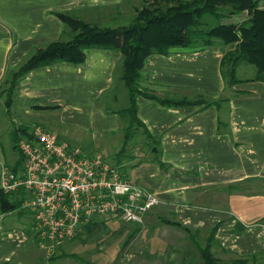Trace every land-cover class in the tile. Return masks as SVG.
I'll list each match as a JSON object with an SVG mask.
<instances>
[{
    "label": "crops",
    "instance_id": "obj_1",
    "mask_svg": "<svg viewBox=\"0 0 264 264\" xmlns=\"http://www.w3.org/2000/svg\"><path fill=\"white\" fill-rule=\"evenodd\" d=\"M117 2L0 0V80L7 66L15 67L34 47L60 37L63 23L55 12L84 5L97 16L108 3ZM258 5L264 9V0ZM108 10L114 16L115 10ZM237 16L229 17L230 22H238ZM226 48L218 43L200 49L174 47L167 55L148 56L141 86L149 92L187 97L200 93L224 100L219 106H168L138 95L137 115L157 141L152 151L158 150L166 166L152 161L141 150L145 159L139 160L136 153L138 157L130 159L132 166L122 173L159 200L148 213L164 211L170 218L207 235L218 224V243L212 251L215 255L220 252L219 258L232 259L264 251V81L252 79L255 73L236 74L238 80L226 86L220 72ZM120 56L118 50L89 48L82 64L57 62L34 67L20 80L16 96L38 100L40 105L57 104L58 110L67 114L65 119L70 120L65 124L74 126V132L62 126L59 129L74 133L80 140L75 144L84 148L82 143L88 139L92 145L96 143V150L92 147L89 151L107 149L112 145L106 136L120 127V121L116 113L96 105L95 99L112 83ZM56 121L64 123L63 119ZM139 142L145 147L147 140L140 137ZM3 159L0 145V163ZM102 220L96 223L109 224V220ZM150 222L125 223L127 234ZM236 223L244 225V230L235 233ZM26 229L19 231V240L10 243L13 230L6 231L0 221V264L9 262L14 255L26 262L33 259V264H44L49 256L39 247L31 221ZM83 233L84 228L79 235ZM21 252V256L17 254Z\"/></svg>",
    "mask_w": 264,
    "mask_h": 264
},
{
    "label": "trees",
    "instance_id": "obj_2",
    "mask_svg": "<svg viewBox=\"0 0 264 264\" xmlns=\"http://www.w3.org/2000/svg\"><path fill=\"white\" fill-rule=\"evenodd\" d=\"M259 1L145 0L128 24L114 27L84 21L70 11H57L55 14L63 23L60 37L34 47L15 67L7 66L0 80V94L6 95L5 102L9 108L20 80L32 68L57 62L82 64L85 61V51L89 48L118 50L121 63L116 65L113 78L120 79L121 84L126 88L127 104L117 109H112L108 105L103 106L106 112L116 113L122 122L120 125V130H123L122 144L120 149L113 153L114 165L121 172L125 171L132 166L130 159L138 155L139 160L145 159V155L140 153L143 150L145 154L151 156L152 161H157L165 167L166 165L158 156V150L152 151V147L156 145V139L151 136L137 115L136 97L144 95L168 106L186 104L219 106L224 98L211 99L200 93L192 98L167 94L159 96L149 92L141 86L143 69L148 56L154 53L167 55L174 47L200 49L217 43L222 46L231 45V48L223 50L220 59V72L225 85L232 86L238 80L235 68L241 61L254 66L255 75L252 79L264 81V9L259 7ZM244 10L247 11L248 16L242 21H224ZM63 36L65 38H62ZM33 107L50 110L58 108V105L37 104ZM30 130L28 125H18L12 127L10 131L15 159L9 164L4 162L16 173H19L23 167V157L18 148V141L22 137H29ZM140 137L147 140L144 143L145 147L141 146ZM233 187L234 185L230 188ZM21 196L22 189L8 194L0 189V211L6 213L20 207ZM160 216L163 223L183 229L192 240L199 234V231L181 224L174 218ZM96 222L85 225L84 233H91L98 226ZM217 228L218 224L210 228L204 245L198 246L200 258L204 264H261L257 260L261 261L264 251L229 260L216 256L212 247L218 243L215 238ZM244 228V225L236 223L234 232L239 233ZM80 237L81 234L77 233L74 239ZM57 257L52 256L51 259Z\"/></svg>",
    "mask_w": 264,
    "mask_h": 264
},
{
    "label": "rangeland",
    "instance_id": "obj_3",
    "mask_svg": "<svg viewBox=\"0 0 264 264\" xmlns=\"http://www.w3.org/2000/svg\"><path fill=\"white\" fill-rule=\"evenodd\" d=\"M144 1L119 0L114 5L108 3L106 5L107 10H115L114 16H110V10H108V13L106 6L105 8L102 7L104 10L98 12L97 16H95L92 8L84 5H76L75 9L66 11H70L74 16L84 21L114 27L128 24ZM246 15L248 16L247 11L244 10L232 16H237L238 22H240L243 20L241 19L242 17L244 19L247 18ZM224 21L230 22L231 20L226 18ZM62 38H65V36ZM218 45L222 46L219 43ZM226 46L225 50L232 47L231 45ZM116 63H121V58ZM235 72L239 76L248 75L255 73V68L247 62L241 61L236 66ZM121 83L120 79L113 78L110 86L95 99L96 105L99 107L108 105L112 109L124 107L127 104V92ZM189 97L192 98L193 96ZM5 100L6 95L0 94V145L3 147V162L6 161L9 164L15 159L10 137V131L14 126L28 125L31 129L34 124H40L52 129L57 133L58 137L64 140L71 143L80 142L74 133H65V131L59 129L62 126L74 132V126L65 124V122L69 123L70 120L65 119L67 114L59 111V106L50 110L36 109L33 106L39 104L38 100L19 98L16 93L9 108ZM59 118L64 120L63 124L56 121L60 120ZM118 119L120 121L119 117ZM119 124L121 125L122 122L120 121ZM120 127L112 134L106 136L109 138L110 146H112L107 147V149L102 147L98 150L113 164V153L119 150L122 144L123 130H120ZM86 140L85 143H82L84 148L89 150L95 147L93 149L96 150V143L92 145L88 142V139ZM160 215L169 217L164 211L152 210L145 216V220L151 221L150 225L141 227V230L139 226L137 229L133 228L130 234H127L129 229L119 218L114 216L99 217L97 222L103 219L106 222L109 220V224L98 225L91 233H83L79 239L64 243L60 248L48 255L50 258H45L43 262L44 264H204L200 258L198 246L204 245L207 233H199L194 241L183 229L163 223ZM0 221L6 231L13 230V239L9 240L12 243L20 239L19 231L21 229L27 231L26 227L29 225L30 217L27 210L20 205V207L6 213L0 211ZM23 253L17 254L21 256ZM215 253L217 256L221 255L218 251ZM52 256L58 257L51 259ZM21 258L14 255L9 262L4 264H33L32 258V260L28 259L27 262ZM257 261L264 264V259Z\"/></svg>",
    "mask_w": 264,
    "mask_h": 264
},
{
    "label": "built area",
    "instance_id": "obj_4",
    "mask_svg": "<svg viewBox=\"0 0 264 264\" xmlns=\"http://www.w3.org/2000/svg\"><path fill=\"white\" fill-rule=\"evenodd\" d=\"M18 148L23 167L16 173L1 162L0 189L6 194L22 189L21 207L47 255L99 217L142 224L159 203L102 153L64 140L46 126L34 124Z\"/></svg>",
    "mask_w": 264,
    "mask_h": 264
},
{
    "label": "water",
    "instance_id": "obj_5",
    "mask_svg": "<svg viewBox=\"0 0 264 264\" xmlns=\"http://www.w3.org/2000/svg\"><path fill=\"white\" fill-rule=\"evenodd\" d=\"M154 150V149H153Z\"/></svg>",
    "mask_w": 264,
    "mask_h": 264
}]
</instances>
